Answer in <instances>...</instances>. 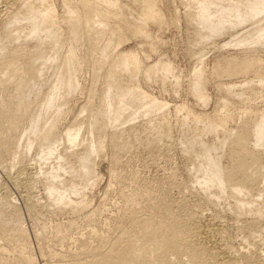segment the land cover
Masks as SVG:
<instances>
[{
  "label": "bare ground",
  "instance_id": "6f19581e",
  "mask_svg": "<svg viewBox=\"0 0 264 264\" xmlns=\"http://www.w3.org/2000/svg\"><path fill=\"white\" fill-rule=\"evenodd\" d=\"M13 1L11 5L17 4ZM54 1H19L16 10L0 21V165H21L34 149L32 160L37 170L27 172L24 165L20 166L16 184L28 189L32 180H41L47 199L61 205L56 210L68 208L75 212L87 206L83 190L95 183L94 159L103 150L105 140L109 139L117 151L128 145L127 131L134 126L117 129V124L133 121L141 108L159 110L167 104L142 89L138 74L151 80L158 70L170 73L171 67L169 63L144 64L138 48L117 49L128 34L150 38L147 22H162L157 0H131L137 10L131 17H127V7L121 0H58L61 13ZM179 2L186 22L193 26L196 45H218L214 39L227 36L220 47L239 48L237 55L214 65L216 76L254 74L256 78L245 79L240 85L219 82L225 96L211 113L187 112L178 120L182 130L190 132L183 151L193 157L191 183L205 193L207 202L214 203L224 194L235 198L230 210L237 217L251 216L248 221L243 219L246 222L239 228L248 241L256 233L260 235L264 225V109L253 116L243 109L235 113L230 105L235 99L248 103L252 95L244 96V88L253 91L264 83V58L258 54L264 48V0ZM203 56L200 49V64ZM84 70L89 72L85 87L81 83ZM205 74L204 67H195L187 88L202 104L208 101ZM75 92L84 93V101L75 106L72 119L60 127L72 111L69 103ZM181 108L175 106L176 110ZM161 119L168 122L166 115ZM189 119L193 127L188 126ZM234 120V128L228 127ZM206 134H211L213 141L205 140ZM112 162H118L116 153ZM64 173L70 179L64 178ZM260 183L262 188L255 190L257 197L252 198L251 192ZM29 195L28 210L38 201ZM72 195H77V200ZM122 198V213L117 214L114 226L106 222L98 227L96 223L88 239L90 244L92 239L95 241L94 246L83 240L77 253L57 264H264V251H240L228 245L219 258L200 237L195 212L181 213L186 202L174 203L170 195L153 196L147 190L122 193ZM4 201L0 194V205ZM16 213L13 209L14 219L6 220L0 208V264L30 262L23 254L28 247L27 234L14 226L20 223ZM90 213L85 216L88 223L92 222ZM43 231L36 237L40 238ZM61 231L56 226L54 237ZM7 248L13 254L4 259Z\"/></svg>",
  "mask_w": 264,
  "mask_h": 264
},
{
  "label": "rangeland",
  "instance_id": "374dc122",
  "mask_svg": "<svg viewBox=\"0 0 264 264\" xmlns=\"http://www.w3.org/2000/svg\"><path fill=\"white\" fill-rule=\"evenodd\" d=\"M11 1L13 0H0L1 22V19L8 16L6 14H11L12 11L16 10L15 6L17 8L19 1L22 2V0L16 2L14 0L13 4H17L11 5ZM121 1L127 7V17L135 16L137 10L134 8L132 1ZM54 4L58 12L61 13L60 1L56 0ZM157 7L162 16V22L161 24L153 21L147 22L145 27L150 38L140 37L141 40L137 36L132 37L128 34L125 37L127 40L117 49L136 50L138 48L137 50L144 64H154L156 62L158 64H170V73L158 70L152 75L151 80H144L141 73L137 76V81L144 91L156 97L161 103L167 104L159 110L146 111V108H141L138 117L133 121L123 124H120L122 121L118 122L120 125L117 124V129L127 127L128 130L129 126H134L133 129L127 131L128 145L125 150L117 151L112 147L109 139L105 140L103 150L94 159L95 183L86 186L83 190L87 206L75 212L69 211L68 208L61 211L56 210L61 205L53 204L52 200L47 199L44 184L41 180H32L31 187L28 189L24 188L21 183V185L16 184V177L20 176L17 174L20 166L24 165L27 172L37 170L36 165L33 164L35 161L32 160L34 149L27 154L25 157L26 162L23 161L24 163L21 165L14 168L0 165V194L5 200L1 203L0 208L6 220L13 218V209L17 210L16 215L19 216L20 223H14V226L21 227L27 234L28 247L23 254L30 258L28 264H57L71 258L81 248V241L85 240L90 244V240H88L90 239L89 233H91L92 228H97V224L99 227L101 223L108 222L109 224H107L110 227L111 225L114 226L117 214L122 213V193L129 194L133 191L141 192L145 190L150 191L153 196L162 193L170 195L174 203L184 204L186 202L183 208L184 211L182 210L181 213L187 212V210L195 212V223L201 234L200 237L207 247L212 250L215 249L214 251L217 252L219 258L223 257L222 251L226 245L240 251H246V249L254 252L264 251V225H262L263 228L261 227L260 235L256 233L254 238H248V241H245L246 236L244 234L246 233L243 232L242 228H239L242 227V223L250 220L251 216L243 214V216L237 217L230 210L229 205L235 200L234 197L224 194L223 198L215 199L214 203L207 202L205 193L203 191L201 193V190L194 183H191L190 179L194 175L193 157L183 151V142L187 136H190V132H184L178 121L187 112L197 115L211 113L225 96L218 87L219 82L240 85L245 79L256 80L255 75L216 76L213 73L214 65L237 55L239 48L229 46L221 48V44L228 40L227 36L215 38L214 41L218 45L210 42L196 45L194 43L193 26L186 22L184 7L179 0H157ZM148 41H151L154 47L153 51L150 50ZM200 49L204 52L202 64L197 59V52ZM262 50H259L258 54H261L260 56L264 58V48ZM199 66L205 68L207 82L204 89L208 98L207 104L197 101L188 93L187 89L193 69ZM261 72L264 73V68ZM48 73H50V70ZM88 73L86 70L82 73L81 78L83 80H81V83H83V86L84 84L88 86ZM176 80H178L177 84ZM243 91L244 96L252 95V98L246 104L235 99V102L230 105L235 113L237 110L243 109L246 114L254 116L264 109V83L260 89L251 91L249 88H244ZM81 93L75 92L71 96L72 101L69 105L72 107H69L72 108V111L61 121L60 127H64L67 121L69 122L72 119V112L76 109L75 106H79L78 103H83L84 93ZM175 106L183 108L176 110ZM146 112H148V116H145ZM163 115H166L167 123H164L165 121L161 119ZM233 122L236 123L234 120L228 122L227 126L232 128L235 126ZM196 125L199 127L201 123ZM188 126H194L192 119H189ZM222 132V129L219 128V136ZM160 135L161 137H159ZM211 136V134H206L204 139L211 142L214 139ZM113 153H116L117 163L112 162ZM226 162L227 159L222 158V163L225 164ZM42 167L46 166L42 165ZM63 176L69 178L67 173H64ZM33 181L35 182L33 183ZM260 186L262 188V183L256 186L258 189L255 187L256 189L251 192L252 198L257 197L255 193L260 189ZM26 194H31L29 196L36 201L38 200L30 210L27 209ZM181 194L185 195L182 196ZM72 197V199L77 200V195H72ZM182 198L185 200H182ZM89 213L92 215V217L90 216L92 222L88 223L85 216ZM56 226L60 227L62 231L54 237L53 230ZM43 228L44 231L40 238L36 237V233ZM0 243H3V241ZM94 244L95 241L92 239L90 246H94ZM4 253V259L13 254L9 248Z\"/></svg>",
  "mask_w": 264,
  "mask_h": 264
}]
</instances>
